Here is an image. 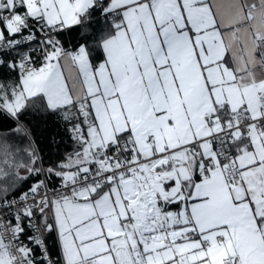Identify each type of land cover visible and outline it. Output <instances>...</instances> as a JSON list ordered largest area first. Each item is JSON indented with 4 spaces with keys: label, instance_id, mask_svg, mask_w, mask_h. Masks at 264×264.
I'll list each match as a JSON object with an SVG mask.
<instances>
[{
    "label": "snow or ice",
    "instance_id": "snow-or-ice-1",
    "mask_svg": "<svg viewBox=\"0 0 264 264\" xmlns=\"http://www.w3.org/2000/svg\"><path fill=\"white\" fill-rule=\"evenodd\" d=\"M0 264H264V0H0Z\"/></svg>",
    "mask_w": 264,
    "mask_h": 264
}]
</instances>
